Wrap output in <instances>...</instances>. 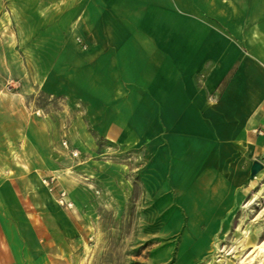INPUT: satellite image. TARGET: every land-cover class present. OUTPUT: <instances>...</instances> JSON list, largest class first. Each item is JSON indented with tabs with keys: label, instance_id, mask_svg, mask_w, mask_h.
<instances>
[{
	"label": "rangeland",
	"instance_id": "obj_1",
	"mask_svg": "<svg viewBox=\"0 0 264 264\" xmlns=\"http://www.w3.org/2000/svg\"><path fill=\"white\" fill-rule=\"evenodd\" d=\"M61 2L0 0V264H264V161L239 199L207 195L202 166L145 173L71 95L84 42Z\"/></svg>",
	"mask_w": 264,
	"mask_h": 264
},
{
	"label": "crops",
	"instance_id": "obj_2",
	"mask_svg": "<svg viewBox=\"0 0 264 264\" xmlns=\"http://www.w3.org/2000/svg\"><path fill=\"white\" fill-rule=\"evenodd\" d=\"M60 4L84 42L66 57L71 95L95 131L145 173L202 166L207 195L226 184L239 199L241 176L264 161V0Z\"/></svg>",
	"mask_w": 264,
	"mask_h": 264
},
{
	"label": "bare ground",
	"instance_id": "obj_3",
	"mask_svg": "<svg viewBox=\"0 0 264 264\" xmlns=\"http://www.w3.org/2000/svg\"><path fill=\"white\" fill-rule=\"evenodd\" d=\"M260 247H261V248H263V247H264V242H263V243L260 245Z\"/></svg>",
	"mask_w": 264,
	"mask_h": 264
},
{
	"label": "water",
	"instance_id": "obj_4",
	"mask_svg": "<svg viewBox=\"0 0 264 264\" xmlns=\"http://www.w3.org/2000/svg\"><path fill=\"white\" fill-rule=\"evenodd\" d=\"M257 166H253L252 170L254 171L256 169Z\"/></svg>",
	"mask_w": 264,
	"mask_h": 264
}]
</instances>
